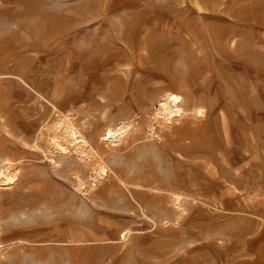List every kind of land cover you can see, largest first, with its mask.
<instances>
[{"label": "rangeland", "instance_id": "obj_1", "mask_svg": "<svg viewBox=\"0 0 264 264\" xmlns=\"http://www.w3.org/2000/svg\"><path fill=\"white\" fill-rule=\"evenodd\" d=\"M4 163L0 264H264V0H0Z\"/></svg>", "mask_w": 264, "mask_h": 264}, {"label": "bare ground", "instance_id": "obj_2", "mask_svg": "<svg viewBox=\"0 0 264 264\" xmlns=\"http://www.w3.org/2000/svg\"><path fill=\"white\" fill-rule=\"evenodd\" d=\"M182 98L183 97L177 92L171 90L166 91L159 99L155 117H157L163 123V125H170L171 121L175 118V116L178 115L175 102L182 100ZM67 117L61 116L56 119L53 124H51V136L49 138L50 145L60 152H67L70 147H73L76 151L74 152L77 153V156L80 158H89V150L91 147L90 143L81 133L79 127L71 121L70 117L69 119ZM131 126L132 123L130 120L119 119L113 125L111 124L107 126V128L105 127L106 129L104 132V139L108 142H114V144H118L124 140L126 135H128L130 128H132ZM93 168V172L95 173L94 176L97 177V179L99 176L102 178L108 175V167L104 162L97 163ZM17 177L18 172L11 164L4 163L0 167V187L14 184ZM78 182L79 186L85 184L81 179H78ZM171 197L172 201L177 205V207L181 209V195L174 193ZM125 235L126 234L124 233L122 237H125ZM1 244L2 243L0 242V247Z\"/></svg>", "mask_w": 264, "mask_h": 264}]
</instances>
